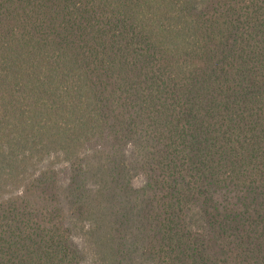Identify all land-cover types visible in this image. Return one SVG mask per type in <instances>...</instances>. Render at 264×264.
I'll use <instances>...</instances> for the list:
<instances>
[{"label":"trees","instance_id":"obj_1","mask_svg":"<svg viewBox=\"0 0 264 264\" xmlns=\"http://www.w3.org/2000/svg\"><path fill=\"white\" fill-rule=\"evenodd\" d=\"M0 264H264V0H0Z\"/></svg>","mask_w":264,"mask_h":264}]
</instances>
